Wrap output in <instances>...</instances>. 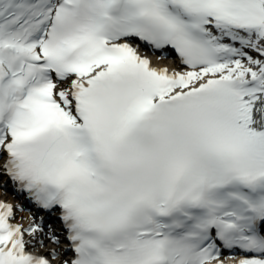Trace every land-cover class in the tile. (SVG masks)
Wrapping results in <instances>:
<instances>
[{"label": "snow or ice", "instance_id": "snow-or-ice-1", "mask_svg": "<svg viewBox=\"0 0 264 264\" xmlns=\"http://www.w3.org/2000/svg\"><path fill=\"white\" fill-rule=\"evenodd\" d=\"M0 161L64 264H264V0H0ZM14 219L0 264L59 258Z\"/></svg>", "mask_w": 264, "mask_h": 264}, {"label": "bare ground", "instance_id": "bare-ground-1", "mask_svg": "<svg viewBox=\"0 0 264 264\" xmlns=\"http://www.w3.org/2000/svg\"><path fill=\"white\" fill-rule=\"evenodd\" d=\"M140 54L142 56H147L151 61L152 64L156 65L158 68H165L167 67L169 69V71H174V70H182L181 67H179L176 63H174L173 61L167 59V58H160L161 56H157V55H152V54H148V53H142L140 51ZM4 190L1 189L0 187V199L3 200H8L9 202L13 201V198L10 194L3 192ZM15 220L19 223H21L25 228L29 227L32 225V221L31 218L29 216H21V214L17 215V217L15 218ZM47 249V255L50 252H57L56 249L54 247H45Z\"/></svg>", "mask_w": 264, "mask_h": 264}]
</instances>
